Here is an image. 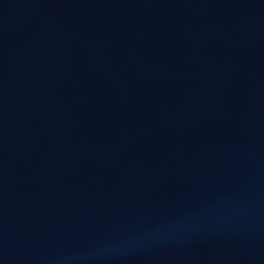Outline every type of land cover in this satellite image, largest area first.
<instances>
[{"label":"water","instance_id":"95a60500","mask_svg":"<svg viewBox=\"0 0 264 264\" xmlns=\"http://www.w3.org/2000/svg\"><path fill=\"white\" fill-rule=\"evenodd\" d=\"M0 264H264V0H0Z\"/></svg>","mask_w":264,"mask_h":264}]
</instances>
